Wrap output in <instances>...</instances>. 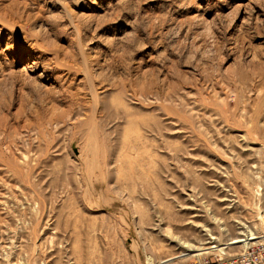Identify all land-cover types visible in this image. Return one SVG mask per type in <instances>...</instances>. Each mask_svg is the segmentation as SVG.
Listing matches in <instances>:
<instances>
[{"label": "rangeland", "instance_id": "rangeland-1", "mask_svg": "<svg viewBox=\"0 0 264 264\" xmlns=\"http://www.w3.org/2000/svg\"><path fill=\"white\" fill-rule=\"evenodd\" d=\"M263 246L264 0H0V264Z\"/></svg>", "mask_w": 264, "mask_h": 264}, {"label": "built area", "instance_id": "built-area-1", "mask_svg": "<svg viewBox=\"0 0 264 264\" xmlns=\"http://www.w3.org/2000/svg\"><path fill=\"white\" fill-rule=\"evenodd\" d=\"M218 264H264V246L257 249H248L240 253L235 258L224 261L219 260Z\"/></svg>", "mask_w": 264, "mask_h": 264}]
</instances>
